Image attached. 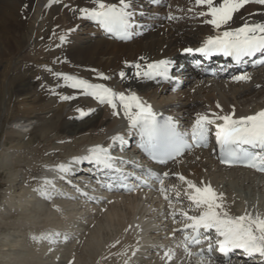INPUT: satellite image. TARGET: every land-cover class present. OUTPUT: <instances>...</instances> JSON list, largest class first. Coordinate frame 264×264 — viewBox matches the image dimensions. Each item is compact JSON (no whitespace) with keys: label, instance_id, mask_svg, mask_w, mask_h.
<instances>
[{"label":"bare ground","instance_id":"obj_1","mask_svg":"<svg viewBox=\"0 0 264 264\" xmlns=\"http://www.w3.org/2000/svg\"><path fill=\"white\" fill-rule=\"evenodd\" d=\"M116 1L117 0H108V2ZM135 3L142 4V1L135 0ZM61 4L67 5L66 7H61ZM260 5L261 4L253 6L256 11H250L248 14H242L244 9H241L235 14L231 26L239 27L244 22L264 21V7ZM91 6H93L92 0H0V60L15 56L24 41L27 43L31 41L32 43L34 40L31 45L36 43V34L40 28H44L52 34L56 32L57 25L60 22H66L71 19L74 20L80 16L78 12L73 11L74 8ZM61 8H63V10H61ZM66 11L67 13L69 12L68 14H70V12H72V14L68 15ZM67 15L69 17H67ZM51 27H53V29H49ZM191 28L192 29H186V27L176 28L168 26L164 28L156 27L155 30L151 28L146 31L143 36L144 38L142 37L143 39L141 38L136 45H131V43L125 45L124 42H119L121 45L115 46L114 44H118L116 43L118 41L106 39L104 36H101L102 39H92L96 41H94L93 44L91 43L90 46L83 48L73 47L75 44L69 43V41L62 42L59 40L60 42H57L58 46L54 45L56 48L61 49L59 59L55 60L56 56L53 53L49 56L50 58L45 57V54L41 51H38L37 54H40L38 56L39 60L45 58V60L53 63H50V66L52 65L51 67H55L59 70L70 66H73L75 70L81 69L84 71L83 78L86 79H89V77L93 75L91 68L98 69V72L105 73L110 76L111 79H98V72H96L95 79L97 80L89 79L92 82L105 83L117 92H136L144 101H151L159 111L171 114H183L186 118L190 116V118H192V116L196 118L197 113L204 112L228 114L233 111V108L235 109V116L254 114L263 110L264 73L262 72L259 74V72H261L264 67H262L258 73H254L257 80H252L249 82L250 84L236 86L230 83V89L232 90L231 94L224 93L226 91L225 82L215 80L212 81L213 83H210L206 81L202 85V81L199 80L187 90V92L181 91L179 95L176 96L173 94V96L169 98L165 96L166 93L169 92L167 86L156 85L155 82L146 78L137 79L134 77L135 68L129 65L137 62L146 64L161 59L173 60L177 57L180 50L186 47L196 46L205 36L214 33L207 24L199 26L196 29H193V27ZM33 37L35 38L33 39ZM43 42L44 39L41 43L43 44ZM47 44L50 45L49 42ZM70 46L72 47L66 50ZM53 51L54 50H52V52ZM103 53H108L112 55V57L103 61ZM142 57L144 58L143 60L141 59ZM125 62L128 63L126 64ZM41 66L39 69L42 75L37 76L39 77L38 87L47 83H52L47 84V90L42 92L41 95L45 103H53L54 106L51 105L52 107L48 108V111H42L40 113H51L47 118V122L49 123H53L51 117L55 116V125L57 128L60 127L62 132L59 136H54L53 139H50L44 145L48 146L49 151L44 152V150L39 147L43 153L42 156H38V158L29 156L26 165L32 170L38 169V175L31 176L29 179L19 180V182L16 180L13 181L15 184L13 183L12 187L8 188L7 194L9 197L6 194L3 202L0 203V209L5 208V205H9L10 207L7 206V210H13L12 212L16 214L21 213L23 215L30 208L32 209V213L37 214L39 218L43 215L45 221L44 226L37 227L35 226L36 224L32 223L33 220L31 222L33 225L24 222L26 221L25 218L23 220V225L29 224L33 228V230L30 231L31 238L28 236L30 238V243L25 242L21 244V242L16 239L17 241L15 244L13 243L15 247L7 246L8 250L16 252L18 249L17 246L19 245L27 249L30 245L35 246L38 244L36 250L31 248L32 250L29 253L36 254L37 251L44 253L46 250L54 253V247L68 242V238L66 240L63 239V235L66 234L67 237H69V243L73 242L71 244H74L78 241L77 247L75 248L79 254H83L85 250H88V252L85 253L87 259L94 258L92 257L93 254L96 255L102 248V245L99 246L98 243H95L99 242L95 241V239H99L101 235L104 234H100L99 229L101 226H104V224H109V227L113 225V228H115L114 225L123 226L127 234L125 231L124 233L126 235H124V233L122 234L120 230L117 239L107 243L105 247L107 251L102 250L103 253H100L102 254L99 260L100 264H198V258L188 256L184 258L180 256L174 244L172 245L171 243V238L174 236L172 231L175 225L170 222L169 218L171 215L169 213L171 212V208L169 207L168 200L164 198V194L155 193L157 194L155 195L152 191L140 190L121 195L115 194L107 196L98 204L91 202V199L95 201L97 200L96 198L101 195H91V199L85 202L70 197L81 194L84 189L77 191L76 187L66 188L67 186H64L61 173L56 171L54 166L60 163L71 162L74 157L86 155L88 150L95 145H110L112 143L111 137L116 134L128 133L130 127L127 118L123 115L122 108L119 109L120 114L116 115L110 105L100 104L94 97L85 95L78 90L73 89V93L65 91L61 94L73 96L75 97L74 99L62 100L59 98H52L49 100L48 94L57 92L64 81L55 77V79L50 82L51 79L48 77L51 74L47 73L46 70L42 68L43 66ZM50 66L47 65V68ZM122 70L127 73L128 78H120L119 72ZM34 77L35 76H33V78ZM27 78L29 77L27 76ZM252 78L251 76L250 79ZM47 80L49 82H47ZM25 83L26 80L22 79L16 86V92L19 97L27 95ZM217 85L221 90L217 89ZM217 91L219 93L223 92V97H217ZM218 103L220 105L219 108L217 107ZM80 108L84 109L86 112L89 109H94L90 114L99 116L88 126L73 132V130L75 131L73 125L76 120L81 118L80 113L77 111V109ZM38 119V114L33 111L28 116H16L13 120L15 126L7 132L8 138L15 137L19 139V143L14 146L13 152L15 151L20 159H23L25 155H27L23 154V151L30 147L28 143L22 141L28 136V132L26 133L24 129L31 125L34 120ZM59 120L61 121L58 127ZM45 136L44 134L42 137ZM35 150L36 149H33V151ZM3 153L2 155L4 156ZM56 153H63V155L56 157L54 161H47V159L54 158ZM6 155L8 154L6 153ZM39 157L43 158L45 161H39ZM39 166H41V168H39ZM31 169L29 170V174L33 172ZM171 172L182 173L198 184L201 181L210 182L218 191L225 193L229 211L232 215H241L247 211L264 216V175H258L252 171L236 167H221L209 152L205 150L199 151L198 153L196 152L193 156H187L179 165H174L173 168H171ZM71 175L72 172L68 173L66 178L71 177ZM45 177L54 179L56 188L63 194H54L51 200L41 195L37 189L41 187ZM73 179L75 180V178ZM170 180L173 185L177 186L182 194V204L180 206L177 205L176 208H187L188 201L183 196L184 185L175 177H172ZM21 182L24 183L25 188L17 193L15 191L17 189L14 190L13 188ZM65 188L66 191L63 190ZM168 194L175 197V193L172 191ZM13 204H15L16 207L13 206ZM164 204L165 206H163ZM12 206L14 208H12ZM21 223L18 221L16 224L21 225ZM53 225L56 226V232L61 233V237L58 238L57 242L50 243L47 239L34 238L39 237L43 233H48V227ZM109 227H107V229ZM109 229L112 230V226ZM9 237L11 238V236ZM103 237L104 235L102 238ZM117 241H119V243H117ZM170 248L175 252L171 261L165 256V253ZM84 259L86 258L84 257ZM209 264L241 263H214L209 261Z\"/></svg>","mask_w":264,"mask_h":264},{"label":"snow or ice","instance_id":"obj_2","mask_svg":"<svg viewBox=\"0 0 264 264\" xmlns=\"http://www.w3.org/2000/svg\"><path fill=\"white\" fill-rule=\"evenodd\" d=\"M91 7H77L74 12H79L81 19H88L97 23L109 34H114L121 40H129L135 34L138 26L136 21L137 11L135 0H92ZM252 0H194L196 7L203 10L195 12L194 8L187 11L194 12L198 17L204 18L203 23L211 25L215 30L214 35L207 36L198 47H186L183 52L189 55L201 54L211 57L215 54L234 58L237 62L245 57L264 53V21L244 22L239 27H232L231 22L237 14ZM264 5V0H255ZM154 5H159L162 0H152ZM183 11V9H181ZM140 16L145 13L140 12ZM169 12L167 19L170 21L184 19ZM142 27V26H141ZM69 29L68 31H74ZM62 42L67 40V34L60 37ZM144 59L143 57L141 58ZM126 64L128 62H125ZM171 59L151 61L146 64L139 62L129 65L135 68L134 77L137 79H155L161 77L164 80L173 79L170 69L173 65ZM197 65L200 61H196ZM47 67V66H45ZM52 71L51 69H47ZM93 72H98L92 69ZM53 76L62 79L65 86L78 90L85 95L94 97L100 104L110 105L114 114L119 115L122 108L123 115L129 121V131L135 130L140 136V147L156 163L167 166L169 162H178V159L194 148L207 147L212 127L215 128V140L219 145L221 162L226 165L244 164L264 172V110L247 116H235V109L228 114L217 112L197 113L190 130H181V127L172 116H164L153 110L151 104L144 101L136 92H117L105 83H94L89 79L63 72H52ZM121 79L128 78L123 70L119 72ZM98 79L110 80L111 77L103 72H98ZM39 79V77L37 78ZM234 80H249L247 74L233 77ZM75 97L61 95L60 99L70 100ZM219 108V103L217 104ZM81 117L90 114L77 109ZM112 143L108 146L95 145L82 157H74L71 162L60 163L54 166L61 173V178H66L72 172L73 164L88 161L102 169H111L119 172L123 177L121 181L124 187L135 190L134 185L124 183L130 177H134L141 186L151 187L143 176H136L135 172L127 173L116 166V158L112 149L117 144L123 145L125 138L122 134L111 137ZM254 149H259L255 151ZM142 173L159 182V191L164 194L171 208L170 215L174 223L181 227L173 230L183 234L182 246L189 257H200L198 264H209L205 256V249L198 253H192L190 246H199L207 243V253L210 255L214 248L225 257L231 258L236 250H241L249 257L259 255L264 257V216L245 212L241 215H232L229 211L226 195L218 191L210 182L201 181L199 184L184 176L182 173L169 171L157 172L153 169H145L137 166ZM171 177L178 179L184 185L183 196L188 201V207L176 208L175 203H181V192L177 186H171L175 197L170 196L169 187L165 186V180ZM70 183V181H67ZM110 187L111 185H105ZM47 199H52L54 194H63L56 188L54 179L45 177L42 185L37 189ZM77 191H80L77 188ZM87 195V193H84ZM175 201V203H174ZM177 217H180L178 220ZM131 227V226H130ZM61 237L59 232L43 233L38 239H47L55 243ZM63 235V239H67ZM119 243V241H117ZM175 255L173 249H168L166 258L171 261Z\"/></svg>","mask_w":264,"mask_h":264},{"label":"rangeland","instance_id":"obj_3","mask_svg":"<svg viewBox=\"0 0 264 264\" xmlns=\"http://www.w3.org/2000/svg\"><path fill=\"white\" fill-rule=\"evenodd\" d=\"M66 5L67 4H61V7H64V6L66 7ZM255 5H257V3H249L248 5H246L243 8L244 10L242 11V14H246V13L248 14L250 11L255 12L256 11L255 7H253ZM260 6L264 7V5H260ZM61 10H63V8H61ZM66 13H67V11H66ZM70 14H72V12H70ZM70 14H68V15H70ZM75 14H77V13H75ZM68 15H67V17H69ZM192 16L195 17V14L193 15V14L189 13L187 15V17L189 18V21L180 23V24L184 25L183 28L186 27V29H192L191 27H193V29H196L198 26H202L203 20L202 19H199V21L194 20ZM64 21H66V20H64ZM160 26H162L161 28H164V24H161ZM179 26H181V25H173V26L168 25V27H176V28ZM49 29H53V27H51ZM69 29H75V30L69 32L68 31ZM92 29L93 28L91 27L89 22H87V19H81L80 16H78L74 20L71 19V20L66 21V22H60L57 25L56 32H54L52 34H50L44 28H40L37 31L38 33L36 34V43L31 45L34 40L32 41V43H31V41L28 43L24 41L21 44V46L19 47L18 52L16 51L17 54L15 56L7 57V59L0 60V148H1V151L4 152L3 153L0 151V203H2L3 200L5 199V196L8 193V188L12 187V185L14 183L13 181L16 180L19 182V180L29 179V177H31V176H37L38 175V173H37L38 169L32 170L31 168H29L28 165H26L27 161L29 159V156L30 157H36V158H38V156H42L43 153L41 152L40 148H42V150H44V152L49 151L48 146H44V145L50 139H53L54 136H59L60 133L62 132V129H60V127H59V123L61 120H59V122H58L59 128H57L55 125V122H56L55 121L56 118L54 119L55 116L51 117L53 119V123H49V122H47V120H48L47 118H48L49 114H51V113L50 112L49 113H40L42 111H48V108L54 106L53 103H51V104L45 103L44 98L41 95L42 92L47 90V84H52V83H47V84L42 85L41 87L40 86L38 87L39 81L37 79L38 78L37 76L42 75V72H40V69H39L40 66L43 64L42 65L43 67L42 66L41 67L44 70H46L47 73L51 74L48 77L51 79L50 82H52L55 79V77H51V76H53V74H52L53 71L54 72L69 73V74H73V75L76 74V76H80V77L84 76V71H82L81 69L75 70L73 68V66H70V64H69L70 67H67V68H64L61 70H59L55 67H51L52 66V65L50 66L51 62L45 60V58H43L42 60H39L38 56L40 54H37V52L41 51L43 54H45V57H48V58H50L49 56H51V53H53L56 56L55 60L59 59V53H60L61 49L56 48V46H58L57 42L60 40V37L62 35H65V34H67V40L66 41H69V43L77 45V46L73 45V47H80V48L88 47L91 45V43L93 44L94 41H96V40H92V39H94V38L102 39L101 35H99V34H98L99 36L95 35L96 30H94V29L92 30ZM34 38L35 37H33V39ZM43 39H44V42L42 44L41 42ZM106 39H108V38H106ZM140 40H141V38H137V39L133 40L132 42H127V43H131V45H136ZM48 42L50 43V45L47 44ZM116 43H118V44H114L115 46L121 45V44H119V42H116ZM127 43H125V45ZM54 45H56V46H54ZM71 47L72 46H70L66 50H69ZM52 50H54V51L52 52ZM65 53H67V52H65ZM110 57H112V55H110L108 53L102 54L103 61L106 60L107 58H110ZM53 60H54V58H53ZM51 64H53V63H51ZM47 65H49L50 67H48V68L45 67ZM47 69H51L52 71H48ZM91 69H93V68H91ZM96 70H98V69H96ZM38 72H40V73L37 74ZM262 72L264 73V69L261 72H259V74H261ZM92 73H93V75L91 77H89V79L97 80V79H95L96 78V76H95L96 72H92ZM27 76L29 78H27ZM33 76H35V77L33 78ZM22 79L26 80L25 90H26L27 95L24 97H19L17 92H16V86L21 82ZM27 79H28V81H27ZM255 80H257L256 77H255ZM47 82H49V81L47 80ZM62 83H63V81H62ZM95 83H97V82H95ZM214 86H215V84H214ZM217 87H218V85H217ZM188 89H190V86L187 88V90ZM217 89L219 90L220 87H218ZM225 90L226 91L224 93H227V94H231V92H232V90L228 87L225 88ZM58 91H60V92H58ZM58 91L54 92L53 94H48L49 95L48 99L49 100L52 98H59L60 99L61 94L64 93L65 91H69V92L73 93V89L66 87L65 82L61 85L60 88H58ZM185 92H187V91H185ZM222 94H223V92L219 93L217 91V97H223ZM48 95H45V96H48ZM165 96L170 98L173 95L170 92H168V93H166ZM32 111L38 114L39 119L34 120L31 125H29L28 127H26L24 129L26 131V133L28 132L27 133L28 136L25 139H23L22 141H24L25 143H28L30 147L28 149H26L27 151L26 150L23 151V154H27L28 156L25 155V157L23 159H20L18 154L15 151L13 152L14 146L19 143V139L15 138V137H9L8 138L7 132L12 127L15 126V123H13V120L16 116H20V115L28 116L30 113H32ZM75 112H77V111H75ZM98 116L99 115L88 114V115H85V116L79 118L78 120H76L75 124L73 125V127L75 128V131L73 130V132H76L77 130L79 131L83 127L88 126ZM57 119H61V118H57ZM57 129H58V132H57ZM44 134L46 136L42 137ZM31 148H32V150H31ZM33 149H36V150L33 151ZM2 153L4 154V156L2 155ZM6 153L8 155H6ZM62 155H63V153H56L54 158L47 159V161H50V160L54 161L56 159V157H60ZM1 158H3V159H1ZM40 158L41 157H39V161H45L43 158H41V159ZM5 160H6V163H5ZM9 163L11 164V166ZM3 167H6V168H3ZM39 168H41V166H39ZM30 169L33 172H31L29 174ZM34 171H36V172H34ZM24 188H25V185H24V183L21 182V183L17 184L13 189L14 190L17 189L15 191L18 193V192H21L22 189H24ZM7 196L9 197L8 194H7ZM7 206L10 207L9 205H5V208H3L4 210L2 208L0 209V223H1L0 224V264H100L99 260H100L101 255H102L100 253H103L104 250L107 251V249L105 248L107 243L112 241V240H116L120 230L122 231V234L124 233V231L126 232V229L123 228V226L114 225L115 228H113V225H111V223H110V225L112 226V230L109 229V228H111V226L109 227V224L108 225L104 224V226H101L99 229L100 230L99 232H100V234L104 233L103 234L104 239L102 238L103 235H101L100 238L98 237L99 239H95V241H99V242H95V243H98L99 246L102 245L101 247L103 249L102 248L100 249V247H99L100 250L98 253L100 255L98 253H97L98 256H97V254L96 255L93 254L92 257H94V258H88L87 259V257L85 256L86 255L85 253L88 252V250L87 251L85 250V252L83 254H79L76 251L75 247H77L76 245L78 244V241L74 244H71L73 242L69 243L70 241H68V242H66V244L57 245L56 247H54L55 249H53L54 253L50 252L48 250H46L44 253H42L41 251H37L36 254L35 253H29L32 249L36 250V246L38 244H36L35 246L30 245L29 247H27V249H26V247L24 248L22 245H19V246H17L18 247L17 251L14 252L12 250L11 251L8 250L7 246L15 247L14 244L17 240L19 242H21V244H24L25 242L28 243L30 241L29 239L31 238L30 237V231L33 230L31 225L36 224L35 226L41 227V226H44L45 221H44L43 215L41 216L42 218L41 217L39 218V216L37 214L32 213V209H30V208L25 213L27 215H25V214L22 215L21 213H17V214L13 213L12 212L13 210H7L8 209ZM13 206L16 207L15 204H13ZM13 206H12V208H14ZM36 217H37V219H36ZM21 219H22V221H21ZM24 219L26 220L24 222L30 223L31 225H29V224L23 225ZM32 220H33V222H32ZM18 221H20V223L21 222H23V223H21V225L20 224L17 225L16 223ZM52 227H55V228H52ZM107 227H109V228L107 229ZM120 227H121V229H120ZM109 230H111L112 232ZM52 231L56 232V226L53 225V226L48 227L47 232H52ZM21 234H22V236H21ZM126 234H127V232H126ZM126 234L124 233V235H126ZM9 236H11V238ZM50 243H52V242H50ZM99 243H101V244H99ZM83 256L86 259H84ZM76 260H77V262H76Z\"/></svg>","mask_w":264,"mask_h":264}]
</instances>
